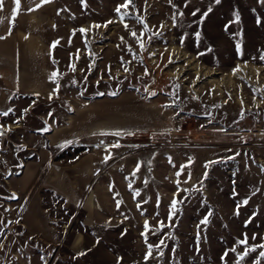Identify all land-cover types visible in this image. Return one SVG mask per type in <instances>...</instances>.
Masks as SVG:
<instances>
[{
	"label": "rangeland",
	"instance_id": "374dc122",
	"mask_svg": "<svg viewBox=\"0 0 264 264\" xmlns=\"http://www.w3.org/2000/svg\"><path fill=\"white\" fill-rule=\"evenodd\" d=\"M125 2L59 10L56 91L68 103L117 96L118 165L90 184L93 235L74 251L70 232L56 248L21 228L5 176L28 152L24 129L0 126V264H264V0H131L118 13ZM30 109L22 120L36 129L39 112L65 111L43 97ZM46 197L63 220L80 218Z\"/></svg>",
	"mask_w": 264,
	"mask_h": 264
},
{
	"label": "crops",
	"instance_id": "0c3cea01",
	"mask_svg": "<svg viewBox=\"0 0 264 264\" xmlns=\"http://www.w3.org/2000/svg\"><path fill=\"white\" fill-rule=\"evenodd\" d=\"M61 3L62 0L49 3L20 0L17 10L14 0H3L0 116L10 113L15 118L5 119V124L0 126L23 128L19 142L33 150L32 156L21 158L17 171L5 176L14 194L21 228L56 248L70 232L64 244L77 251L83 247L87 233L93 235L86 230L87 225L102 213L90 184L101 180L104 173L112 172L118 165L119 115L117 96L77 97L74 94L67 95L72 109L65 110L58 121L50 120L43 112L37 113L46 128L36 129L23 122L24 115L34 113L30 108L39 97L60 96L51 76L56 67L60 68L55 61L57 52L53 44L56 45L61 33L58 23ZM47 191L59 196L64 206L79 205L80 218L76 220L70 215L63 220L56 206L47 203ZM76 224L80 228H75ZM34 257L33 264H41L40 256Z\"/></svg>",
	"mask_w": 264,
	"mask_h": 264
},
{
	"label": "snow or ice",
	"instance_id": "6c2138e0",
	"mask_svg": "<svg viewBox=\"0 0 264 264\" xmlns=\"http://www.w3.org/2000/svg\"><path fill=\"white\" fill-rule=\"evenodd\" d=\"M14 2H15V5H16V8H17V10L19 9V7H20V0H14ZM43 2L44 3H49V2H51V0H43ZM220 2V0H216V3H219ZM131 4V0H126V2H125V4H123V5H120L119 7H117V9H116V11L119 13L120 11H121V8H127L129 5ZM3 7V0H0V8H2ZM236 20H237V22L239 21V15L237 14V16H236ZM259 22V21H258ZM108 23H111V21H109ZM107 25H105V27H106ZM94 27H100V25H94ZM80 31L81 32H85L86 30L85 29H80ZM136 34L135 33H133V36H135ZM0 39H3V37H0ZM58 43V42H57ZM142 47H143V45H141ZM53 47H55V44H53ZM237 49H238V51H240V45L238 44L237 45ZM261 59L262 60H264V55H262L261 56ZM73 69H74V65H73ZM127 70V69H126ZM235 71V70H234ZM58 76H59V74L58 73H53L52 74V76H51V78L54 80V81H57L58 82ZM25 111H27V110H25ZM4 115H7L8 113H3ZM118 134V133H117ZM0 135H3V132H0ZM66 143H71V142H66ZM106 159H107V157H106ZM244 203L246 204L247 203V201H244ZM175 207H176V203L174 202L173 204H172V208L173 209H175ZM239 214V210L237 209V215ZM209 215H210V213H209ZM203 223H205V224H207L208 223V220H207V218L203 221ZM146 227H147V224H146ZM143 235V234H142ZM253 239H255V237H253ZM240 243H242V244H246L247 243V237H246V234H245V240L244 241H240ZM260 247H264V245H261ZM148 248H149V252L147 253V255L148 256H150L151 255V248H152V245H148ZM255 249L254 248H252V249H250V251H254ZM231 251H235V249L233 248V249H231ZM248 253L247 252H245L244 253V256H246ZM225 255H227V252L225 253ZM260 255L261 256H264V252H261L260 253ZM244 256H241L240 258L241 259H243L244 258ZM222 259H223V257H222ZM257 264H259V262H257Z\"/></svg>",
	"mask_w": 264,
	"mask_h": 264
},
{
	"label": "trees",
	"instance_id": "16d2710c",
	"mask_svg": "<svg viewBox=\"0 0 264 264\" xmlns=\"http://www.w3.org/2000/svg\"><path fill=\"white\" fill-rule=\"evenodd\" d=\"M12 21V20H11ZM57 71V70H56ZM98 94H93V95H86L87 97H93L96 96ZM48 101H56V103L61 104V106L65 107V110H71L72 107L71 105L67 102V100H64L61 96L59 97H54L52 95H49L48 97L45 98ZM62 101V102H61ZM38 102V101H37ZM37 102H34L33 105L37 104ZM32 105V106H33ZM48 127V126H47ZM33 155V150L32 149H28V152L25 153L24 155H22L20 158L18 156V158L21 160L22 157H30ZM20 165V164H19Z\"/></svg>",
	"mask_w": 264,
	"mask_h": 264
}]
</instances>
